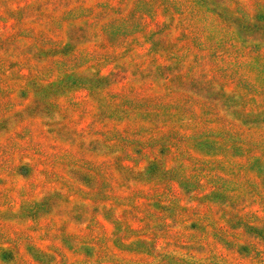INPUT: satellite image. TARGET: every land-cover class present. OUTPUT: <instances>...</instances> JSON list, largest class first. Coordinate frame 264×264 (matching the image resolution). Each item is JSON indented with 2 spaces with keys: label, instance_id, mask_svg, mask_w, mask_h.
Returning <instances> with one entry per match:
<instances>
[{
  "label": "rangeland",
  "instance_id": "374dc122",
  "mask_svg": "<svg viewBox=\"0 0 264 264\" xmlns=\"http://www.w3.org/2000/svg\"><path fill=\"white\" fill-rule=\"evenodd\" d=\"M221 1L0 0V264H264V0Z\"/></svg>",
  "mask_w": 264,
  "mask_h": 264
},
{
  "label": "trees",
  "instance_id": "16d2710c",
  "mask_svg": "<svg viewBox=\"0 0 264 264\" xmlns=\"http://www.w3.org/2000/svg\"><path fill=\"white\" fill-rule=\"evenodd\" d=\"M211 1H213L212 4H210V0H196V2L202 7L211 9L214 6H216L219 10L225 11L222 8L223 2L221 0H211ZM220 15L222 17H225V15L223 13H220ZM228 16L230 17V20L232 21L233 24H237L235 22V19H233V17L231 15L228 14ZM260 23H264V21L261 20ZM258 29H259V31L261 30L260 27H258ZM158 74L159 73H157V76L154 77L155 80L153 79L152 81L158 80V78H159ZM247 74L249 75V74H251V72H248ZM79 76L75 75V74H73V75H65L63 77L62 82L60 84H62L63 87L68 88V89H74L76 87V85H81V83L82 84H87L90 87H94L95 86L96 87L95 89H97V88L99 89V87H102V84H104L105 82L110 81V79L112 78L109 75H102L101 72H99L95 76L93 75V77L90 76V75H84L83 73H81V75H79ZM87 85H85V86L87 87ZM256 96H257V101L260 102V104H261V105H259L260 111L256 109V112H255L257 115H259V113H262L261 111L263 109L264 102L261 101L259 93H256ZM231 104H232V106L229 108L230 114L236 113L235 107H236L237 103L232 101ZM246 118H250V119L252 118L250 108L247 109ZM200 144L203 146L202 148L206 147L205 150H202V148L199 149L200 151L209 152V153H212V154H214L216 156H220V154H221V152L223 150V148L220 145L218 146V144H216V142H210V140H201ZM121 169L125 170V171H128V167H125V166H122ZM131 172H132V170H131ZM260 172L262 174H264V170H261Z\"/></svg>",
  "mask_w": 264,
  "mask_h": 264
}]
</instances>
